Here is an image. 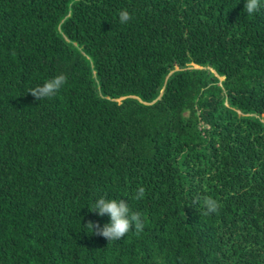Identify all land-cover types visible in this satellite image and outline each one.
<instances>
[{"label": "trees", "instance_id": "1", "mask_svg": "<svg viewBox=\"0 0 264 264\" xmlns=\"http://www.w3.org/2000/svg\"><path fill=\"white\" fill-rule=\"evenodd\" d=\"M245 2L0 0V264H264V0ZM101 196L143 231L94 235Z\"/></svg>", "mask_w": 264, "mask_h": 264}, {"label": "clouds", "instance_id": "2", "mask_svg": "<svg viewBox=\"0 0 264 264\" xmlns=\"http://www.w3.org/2000/svg\"><path fill=\"white\" fill-rule=\"evenodd\" d=\"M260 9L261 0H246L244 4V11L248 15L256 14ZM131 19L132 17L127 10H121L119 12V21L121 24H127ZM66 80L65 75H57L45 81L42 85H37L35 88L30 89L28 93L38 101L52 98L64 86ZM144 195L145 190L141 187L137 190L134 199L140 200ZM203 204L206 209L203 213L204 215L216 213L219 210L218 202L211 197H205ZM89 211L96 213L100 217L105 216V214L110 217V222L105 223L103 226L98 221H89L85 224L94 235L102 236L109 243L122 240L133 228L136 234L141 233L144 229L142 214L138 211H132L128 203L123 199H108L101 196L95 201L92 209Z\"/></svg>", "mask_w": 264, "mask_h": 264}]
</instances>
